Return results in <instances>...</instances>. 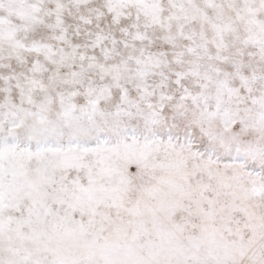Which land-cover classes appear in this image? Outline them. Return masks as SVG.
Wrapping results in <instances>:
<instances>
[{
    "label": "snow or ice",
    "instance_id": "snow-or-ice-1",
    "mask_svg": "<svg viewBox=\"0 0 264 264\" xmlns=\"http://www.w3.org/2000/svg\"><path fill=\"white\" fill-rule=\"evenodd\" d=\"M0 264H264V0H0Z\"/></svg>",
    "mask_w": 264,
    "mask_h": 264
}]
</instances>
